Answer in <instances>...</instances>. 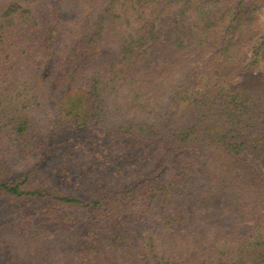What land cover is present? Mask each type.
I'll list each match as a JSON object with an SVG mask.
<instances>
[{
    "label": "trees",
    "instance_id": "16d2710c",
    "mask_svg": "<svg viewBox=\"0 0 264 264\" xmlns=\"http://www.w3.org/2000/svg\"><path fill=\"white\" fill-rule=\"evenodd\" d=\"M264 0H0V264H264Z\"/></svg>",
    "mask_w": 264,
    "mask_h": 264
},
{
    "label": "rangeland",
    "instance_id": "374dc122",
    "mask_svg": "<svg viewBox=\"0 0 264 264\" xmlns=\"http://www.w3.org/2000/svg\"><path fill=\"white\" fill-rule=\"evenodd\" d=\"M257 17H258L259 25L264 29V7L257 12ZM14 210H15V206L13 205V202L3 199L0 200V218L5 213L6 216L10 215Z\"/></svg>",
    "mask_w": 264,
    "mask_h": 264
}]
</instances>
